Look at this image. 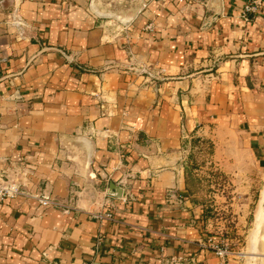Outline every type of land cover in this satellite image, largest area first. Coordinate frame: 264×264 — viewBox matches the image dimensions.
<instances>
[{
  "label": "crops",
  "instance_id": "obj_1",
  "mask_svg": "<svg viewBox=\"0 0 264 264\" xmlns=\"http://www.w3.org/2000/svg\"><path fill=\"white\" fill-rule=\"evenodd\" d=\"M249 1L0 0V177L58 202L0 201V264H219L207 239L241 227L211 212L242 219L264 188V0L246 18ZM194 134L224 178L214 205L192 187ZM254 236L264 264V222Z\"/></svg>",
  "mask_w": 264,
  "mask_h": 264
},
{
  "label": "rangeland",
  "instance_id": "obj_2",
  "mask_svg": "<svg viewBox=\"0 0 264 264\" xmlns=\"http://www.w3.org/2000/svg\"><path fill=\"white\" fill-rule=\"evenodd\" d=\"M216 62L218 63V61ZM139 71L146 75V77L149 78V80L153 83L162 80L164 77L162 70L153 72L146 67H141ZM189 140V146L191 150H189L188 155L189 159L193 163L191 165L192 171H194L196 177V179L193 180L192 187L194 189H197V192H200L202 197L208 191V204L214 205V200H216L214 194L218 191L223 193V190L227 189L224 187V178L221 179L222 176L219 171L211 167V164H207V158L209 157L213 149V142L209 138L203 137L201 134H194V136H192ZM211 178L212 181L209 182V179ZM259 199L260 192L259 195L255 196V204H251V207L249 209V211L251 210V212L247 213L246 216H244L245 211L243 210V204L246 203V201H239V206L242 209L239 212V216H242V219L238 217L237 213H233L229 207L223 206L222 208H218L217 210L212 211L210 214L212 219L218 218L219 220L226 221L225 223H229L231 225H234L235 222H239L238 224L241 227V230H239L240 232L230 231L228 234L230 236V239H233L234 241H229L230 246L234 251H236L235 255L230 256L231 264L234 259H241L244 264H257L256 257H253L250 252L247 253L245 246L247 244L246 238H248V236H251L252 229L255 223L256 210L258 208ZM223 203H225L226 205V202Z\"/></svg>",
  "mask_w": 264,
  "mask_h": 264
},
{
  "label": "built area",
  "instance_id": "obj_3",
  "mask_svg": "<svg viewBox=\"0 0 264 264\" xmlns=\"http://www.w3.org/2000/svg\"><path fill=\"white\" fill-rule=\"evenodd\" d=\"M260 11V4L256 0H250L244 7L243 16L248 18L249 13L257 14ZM20 195L35 198L39 201L41 206H55L58 205V202L51 199L48 195L45 194H34L22 187V184L10 179L9 177H0V201L5 198H15ZM93 216L96 219L104 220L112 218L111 212H96L93 213ZM207 248H210L214 251L216 256L219 258V264H231L230 256L235 255L234 251L228 239L223 237H214L211 236L207 239L205 245ZM182 257H178L177 260H182ZM91 264V263H84Z\"/></svg>",
  "mask_w": 264,
  "mask_h": 264
},
{
  "label": "bare ground",
  "instance_id": "obj_4",
  "mask_svg": "<svg viewBox=\"0 0 264 264\" xmlns=\"http://www.w3.org/2000/svg\"><path fill=\"white\" fill-rule=\"evenodd\" d=\"M256 221H257V231L262 227V224L264 222V189L262 190L258 208L256 211Z\"/></svg>",
  "mask_w": 264,
  "mask_h": 264
},
{
  "label": "water",
  "instance_id": "obj_5",
  "mask_svg": "<svg viewBox=\"0 0 264 264\" xmlns=\"http://www.w3.org/2000/svg\"><path fill=\"white\" fill-rule=\"evenodd\" d=\"M264 189V188H263ZM112 195H114V196H116V197H119L120 196V194H121V188L120 187H118V186H116L115 184H112V186H111V192H110ZM261 193H262V191H261ZM261 193H260V196H261ZM260 200V199H259ZM256 227H257V221H256V218H255V223H254V226H253V229H252V234H254L255 233V236L254 237H256L257 236V233H259V231H260V229L257 231V229H256ZM255 239H253V241H254ZM253 264V263H252Z\"/></svg>",
  "mask_w": 264,
  "mask_h": 264
}]
</instances>
